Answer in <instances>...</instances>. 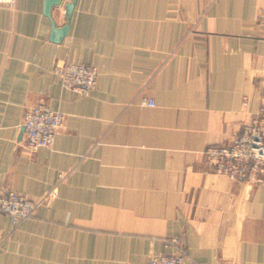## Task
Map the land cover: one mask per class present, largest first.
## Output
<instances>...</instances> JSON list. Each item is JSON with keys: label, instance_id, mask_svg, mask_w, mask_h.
Wrapping results in <instances>:
<instances>
[{"label": "crops", "instance_id": "1", "mask_svg": "<svg viewBox=\"0 0 264 264\" xmlns=\"http://www.w3.org/2000/svg\"><path fill=\"white\" fill-rule=\"evenodd\" d=\"M68 1L0 4V188H57L15 225L0 213V264H147L172 237L185 264H264V185L203 158L264 111V0H74L67 20ZM57 61L95 66L94 88H65ZM38 102L64 119L29 150Z\"/></svg>", "mask_w": 264, "mask_h": 264}, {"label": "built area", "instance_id": "2", "mask_svg": "<svg viewBox=\"0 0 264 264\" xmlns=\"http://www.w3.org/2000/svg\"><path fill=\"white\" fill-rule=\"evenodd\" d=\"M14 0H0L9 7ZM53 73L62 85L79 94H87L96 84L97 68L80 62H55ZM140 104L153 106L152 98L142 97ZM61 111L52 109L45 102L29 107L23 116L24 146L29 150L49 147L56 131L63 123ZM203 158L210 170L234 182L264 185V111L260 109L248 122L242 124L237 135L227 142L214 143L203 150ZM61 176V175H60ZM57 194L56 186L47 190L39 199H32L10 188H0V213L10 216L15 225L31 217L38 204ZM172 251L154 254L147 264H185V248L178 237L168 238Z\"/></svg>", "mask_w": 264, "mask_h": 264}, {"label": "water", "instance_id": "3", "mask_svg": "<svg viewBox=\"0 0 264 264\" xmlns=\"http://www.w3.org/2000/svg\"><path fill=\"white\" fill-rule=\"evenodd\" d=\"M61 3H62V0H45L44 13L46 15L50 16L52 8H54L55 6L61 5ZM63 6L65 9L64 13L67 16V20H68L70 17L71 11L73 9V6H74V0H70L68 2H65L63 4ZM67 27H68V22H66L65 24H63L60 27L55 26V24L53 22L52 28H51L50 39L54 40V41H59L61 39V37L65 35V33L67 31ZM22 128H23V126H22Z\"/></svg>", "mask_w": 264, "mask_h": 264}]
</instances>
